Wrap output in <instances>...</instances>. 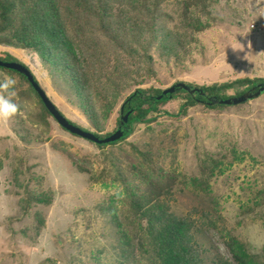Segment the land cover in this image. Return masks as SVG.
I'll list each match as a JSON object with an SVG mask.
<instances>
[{
  "label": "rangeland",
  "instance_id": "374dc122",
  "mask_svg": "<svg viewBox=\"0 0 264 264\" xmlns=\"http://www.w3.org/2000/svg\"><path fill=\"white\" fill-rule=\"evenodd\" d=\"M160 2L161 23L172 32L176 47L173 53L157 46L149 51L152 74L141 62L138 42H132L138 54L129 56L124 33L108 42L94 18L73 12L74 36L106 77L104 85L112 73L120 78L117 103L102 122V132L37 53L5 46L0 51L30 69L68 120L101 136L116 131L121 107L138 89L264 79V0ZM138 40L146 42L147 33ZM8 78L15 86L0 88V96L15 103L18 112L0 119V264H121L116 245L124 227L136 221L128 214L124 187L113 181V166L126 172L148 169L134 148L150 153L165 181L171 182L173 213L198 220L197 238L208 264L231 259L226 247L231 238L244 243L257 264H264V93L223 110L198 105L178 117L182 101L172 100L160 108L155 121L137 124L127 140L99 148L62 129L44 114L19 76L0 70V84ZM209 159H216L220 169L208 192L176 180L174 173L188 182L202 177ZM28 192L51 194L53 202L27 209Z\"/></svg>",
  "mask_w": 264,
  "mask_h": 264
},
{
  "label": "trees",
  "instance_id": "16d2710c",
  "mask_svg": "<svg viewBox=\"0 0 264 264\" xmlns=\"http://www.w3.org/2000/svg\"><path fill=\"white\" fill-rule=\"evenodd\" d=\"M160 4V0H0V46L37 53L50 75L74 97L73 102L96 130L102 132V122L108 119L117 103L120 78L112 73L104 85L103 78L106 77L85 56L80 42L74 36L73 12L86 15L88 20L94 18L98 31L105 35L108 42L117 40L124 33V50L129 56L138 54L132 46V42H138L143 50L141 62L147 74H152L153 58L149 51L157 46L166 53H173L176 47L172 32L161 23ZM144 32L148 35L146 42L138 40ZM0 61L20 63L10 53L2 51ZM0 70L19 76L38 98L44 114L52 117L24 76L4 68ZM263 84L264 79L261 78L237 79L204 86L186 84L192 90H197V93L178 89L172 97L167 96L161 101L157 98L164 90L138 89L124 103L125 113L133 110L126 126V135L117 142L98 147L115 146L127 140L137 124L155 121L160 108L172 100L182 101L175 117L186 115L198 105L210 110H223L229 106L213 104V101L230 100L247 92H257ZM230 91L234 95H230ZM96 103L100 105L101 112L97 110ZM120 123L121 117L118 127ZM110 135L98 136L105 138ZM133 150L148 165V169L133 167L126 172L117 164L113 166V181L124 187L128 214L136 221L135 224L127 225L130 219H126L127 226L116 245L121 264H208L205 250L197 238L200 231L198 220L192 215L180 217L173 213L171 182L165 181L164 175H161L163 171L154 163L150 153L136 148ZM218 169L219 162L209 159L208 164L202 167L200 178L188 182L183 175L174 174L181 184L208 192L209 181ZM25 202L27 209L34 205L49 207L53 198L51 194L28 192ZM37 218L42 225L43 218L40 215ZM226 247L231 259L222 257L215 264H257L247 246L237 239L231 238L226 242Z\"/></svg>",
  "mask_w": 264,
  "mask_h": 264
},
{
  "label": "water",
  "instance_id": "95a60500",
  "mask_svg": "<svg viewBox=\"0 0 264 264\" xmlns=\"http://www.w3.org/2000/svg\"><path fill=\"white\" fill-rule=\"evenodd\" d=\"M0 68H4L7 70L14 71L18 74H21L24 76L30 83V85L33 87V89L36 91L38 96L40 97L41 101L43 102L44 106L52 116V118L57 122V124L67 131L68 133L77 136L79 138H82L86 141H89L91 143H94L98 146L100 145H108L114 142H117L121 140L127 133L126 126L129 123L130 116L133 112V110L128 111L127 113L124 112V106L121 107L120 114H121V123L118 127V129L112 133L110 136L101 138L100 136L91 133L89 131H86L79 127L78 125L74 124L70 120H68L58 109L57 107L51 102V100L48 98L44 90L41 88V86L38 84V82L35 80L34 75L32 72L26 67L25 65L21 63H10V62H4L0 61ZM182 89L184 91L190 92L191 94L197 93V90H192L188 85L185 83H177L174 86L170 87L169 89H166L163 91L162 95L157 98L158 101L164 100L167 96L172 97V95L176 92V90ZM264 93V84L260 86L259 91L257 92H247L243 96L230 99V100H214L213 104H220V105H228V106H237L240 104H244L248 101L254 100L259 98ZM209 104H212L210 102Z\"/></svg>",
  "mask_w": 264,
  "mask_h": 264
},
{
  "label": "clouds",
  "instance_id": "9594fccd",
  "mask_svg": "<svg viewBox=\"0 0 264 264\" xmlns=\"http://www.w3.org/2000/svg\"><path fill=\"white\" fill-rule=\"evenodd\" d=\"M15 80L8 78L3 84H0V88L11 89L15 86ZM14 95V93H9ZM18 112V106L13 103L9 98L0 96V119L7 120L14 116Z\"/></svg>",
  "mask_w": 264,
  "mask_h": 264
}]
</instances>
